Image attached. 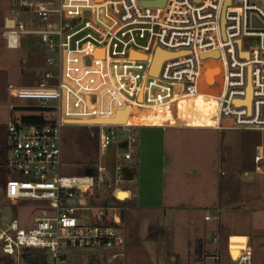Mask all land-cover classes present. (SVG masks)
Listing matches in <instances>:
<instances>
[{"label":"built area","instance_id":"1","mask_svg":"<svg viewBox=\"0 0 264 264\" xmlns=\"http://www.w3.org/2000/svg\"><path fill=\"white\" fill-rule=\"evenodd\" d=\"M149 1L0 0V47L16 50L29 36L34 47L46 51L44 63L52 69L31 89L5 88L8 99L37 102L29 108L41 109L48 118L4 124V205L27 202L39 208L26 224L0 216L2 255L14 258L37 251L45 262L49 257V264H67L72 253L106 251L111 259L119 258L124 243L119 217L100 197L111 190L114 202H123L115 194L122 180L118 167H107L102 157L113 142L124 144L114 158L132 165L137 129L264 131V2L258 0L261 8L252 0H229L221 33L224 0L141 5ZM251 37L257 43L243 46L242 39ZM155 49L181 54L162 61L157 76L151 77L147 72ZM130 52L145 59H131ZM212 52L217 57H200ZM247 85L248 105L243 103ZM212 87L215 92L207 93ZM126 107L122 124L68 123L112 120ZM68 124L96 130V162L83 176L59 174V129ZM262 158L258 146L253 156L257 172L263 170L258 165ZM203 220L217 223L219 216ZM226 251L230 264H251L246 238L235 259L229 246ZM202 257L219 264L216 250Z\"/></svg>","mask_w":264,"mask_h":264},{"label":"rangeland","instance_id":"2","mask_svg":"<svg viewBox=\"0 0 264 264\" xmlns=\"http://www.w3.org/2000/svg\"><path fill=\"white\" fill-rule=\"evenodd\" d=\"M252 3L262 8L258 0H252ZM28 28H31V25H28ZM256 43L257 40L253 37L242 39L243 46L248 48ZM45 54L46 51L43 48L34 47L31 44L29 36L23 38L20 47L16 50L0 47V123L8 121V111L11 107L14 108L12 114L17 119L24 113L39 112L28 109L34 101L8 99L5 87L10 84L18 89H31L35 86L34 82H40L46 71L52 73V69L44 63ZM47 80L55 81L51 78ZM216 81H218L217 77ZM211 90L215 92L214 87ZM198 110L202 111L203 107H198ZM54 116L55 113H51V118ZM175 131L173 140L176 148L171 154L176 156V165H167L165 168L167 173L164 176L165 196L171 202L177 201L178 205L191 206V204L198 205V202H205V198L202 199V197L213 195L211 187H214L220 201L226 196L235 199L240 193V196L244 197L243 204L237 210L222 212L217 223L226 235L245 234L252 253L251 264H264V131ZM136 136L134 135V140ZM59 146L60 175L83 176L85 171L93 169L97 148L94 127L64 125L59 129ZM131 146L133 148L134 143ZM258 146L261 147L263 156L258 165H261L263 170L256 173L253 156ZM124 147V144L118 145L113 142L105 151L102 163L109 168L113 165L117 166L119 169L117 173L122 181H134L126 169L121 167L124 161L114 158L115 154L125 150ZM5 151V136L4 131L1 130L0 216L4 214L9 218H15L21 224L30 223L31 219L37 216L39 205L27 202H22L16 207L4 205L3 184L7 177L3 169ZM238 183H240L241 191L238 190ZM100 198L107 202L108 207L124 208L123 203L114 202L107 192ZM204 209L205 207L202 210ZM206 213L215 214L210 210ZM107 214L110 216L111 210H108ZM164 214L165 216L159 214L162 231L159 233L157 244L151 242L152 231H147L148 222L154 220L155 216L151 212L138 214L135 211H129L127 218L125 216L123 229L126 243L119 258L111 259L106 251L94 255L72 253L67 259V264H158L164 263L166 251L177 253L178 264H183V259L188 254V233L187 231L179 233L178 229L174 232L170 231V228L174 227L173 213ZM105 224H108V219ZM243 242L242 236L228 238V244L230 248L232 247L231 251L236 254ZM40 256L41 254L37 251H29L18 257L9 258L0 252V264H25L26 257L37 262ZM45 264H49L48 256Z\"/></svg>","mask_w":264,"mask_h":264},{"label":"crops","instance_id":"3","mask_svg":"<svg viewBox=\"0 0 264 264\" xmlns=\"http://www.w3.org/2000/svg\"><path fill=\"white\" fill-rule=\"evenodd\" d=\"M207 64L210 66L213 63L208 62ZM211 92L214 91L211 89L207 91V93ZM36 104L37 102H34L28 107H35ZM197 106L202 108L203 104L199 102ZM11 108H9L8 111V120H10ZM33 109L38 110L39 112L24 113L20 115L19 119L15 118L12 114L13 119L22 120L23 117H34L38 119V121H41L48 118V115L43 113L41 109ZM175 130L191 131L208 129L168 127L142 128L134 131V135H137L135 139L136 141L134 140L133 146V157L135 158L136 164L134 162L133 165H130L127 161H124V164H122L121 166L122 168L126 169V172L132 179H134V181H122L117 186L118 190L115 191V194L118 192H124L127 194V197L123 202H116L123 203L124 208H120L117 204L116 205L119 208H114V213L119 217L118 220L121 227L120 229L123 234V248L125 247L126 243V238L123 232L124 220L125 216L127 218V213L129 211H135L138 214H146L148 212H151V214L155 216L154 220L148 222L149 226L147 227V231H152L150 239L151 242L156 244L159 242V233L162 231L159 214L165 216L164 213H173L172 222L174 224V227L170 228V231L174 232L175 229H178L177 231H179V233H182L184 231H187L188 233V254L183 259V264H212L210 260L203 259L202 254L203 252H211L214 250H216L217 252L219 264H230L226 251L227 246H229L228 238H230V236H242L248 241L247 236L245 234L226 235V232L220 229L219 223L204 221L203 217L213 216V213L218 214V216L220 217L221 213L226 210H237L243 204L242 202L244 197L240 196L239 193L238 197H235V199L234 197L230 198L226 196L222 199V201H220V198H218V194L215 192L214 187H211L213 195L202 197V199L205 198V202H198V205L191 204V206H186L185 204H183L185 205L183 206L178 205L177 201L171 202L170 199L165 196L164 176L167 174L165 170L167 165H176V156L171 154L173 152L172 150L175 151L176 148L173 140V136H175L176 132ZM254 171L257 173L255 169ZM244 174L245 173H243V175ZM239 187L240 183H238V190L241 191ZM108 193L111 194V190ZM204 207L205 209L202 210ZM207 210L212 211L213 215L206 213ZM214 238L217 239V244L215 245L212 243ZM231 255L234 256L237 254L231 251ZM164 258V263L158 264H178L179 255L175 252L166 251L164 254Z\"/></svg>","mask_w":264,"mask_h":264},{"label":"water","instance_id":"4","mask_svg":"<svg viewBox=\"0 0 264 264\" xmlns=\"http://www.w3.org/2000/svg\"><path fill=\"white\" fill-rule=\"evenodd\" d=\"M97 3H100L104 0H94ZM197 1V0H195ZM264 2V0H262ZM165 0H153V1H149V2H141L142 6H149V7H162L164 5ZM229 0H224L223 6H222V10L220 13V30L221 33L223 32L222 29V24H223V10L224 7L226 5H228ZM181 53H168L165 51H162L160 49H155L153 56L151 58V61L149 63V67H148V75L151 77H156L160 64L162 63V61L176 57L178 55H180ZM99 56H101V52L99 53ZM217 57V52H212L209 54H202L200 57L201 58H205V57ZM245 56V55H244ZM129 58L131 59H139V60H144L145 57L143 55H139L133 52L129 53ZM249 97H250V89H249V85H247L246 87V95H245V99L243 101L244 104L248 105V101H249ZM138 101L140 100V95L138 96ZM237 104V103H235ZM128 112V107H126L123 111H119L115 114V118L112 120H91V121H68V123H86V124H122L125 121L126 115ZM136 164V162H135ZM124 194V192H118L116 193V196L118 197V195H122ZM231 255V252H230ZM232 257V255H231ZM233 259V258H232Z\"/></svg>","mask_w":264,"mask_h":264},{"label":"trees","instance_id":"5","mask_svg":"<svg viewBox=\"0 0 264 264\" xmlns=\"http://www.w3.org/2000/svg\"><path fill=\"white\" fill-rule=\"evenodd\" d=\"M33 109V108H31ZM14 108L12 107L10 109V120H13V116H12V112H13ZM23 121L26 122H30V123H37L40 122V120L38 121V119L34 118V117H23L22 118ZM3 130L4 131V125H0V131ZM133 165V164H132ZM114 201V200H113ZM101 204H103L104 206L107 205V202L105 200H103L101 202ZM10 258V257H9ZM25 264H45V259L43 256L38 257V261L35 262L34 259L31 258H25Z\"/></svg>","mask_w":264,"mask_h":264},{"label":"bare ground","instance_id":"6","mask_svg":"<svg viewBox=\"0 0 264 264\" xmlns=\"http://www.w3.org/2000/svg\"><path fill=\"white\" fill-rule=\"evenodd\" d=\"M126 197H127V194L124 193V194H122V195H118V197H116V198H117L118 200H119V199H120V200H123V199H125ZM236 256H237V255H234V256H232V258L235 259Z\"/></svg>","mask_w":264,"mask_h":264}]
</instances>
